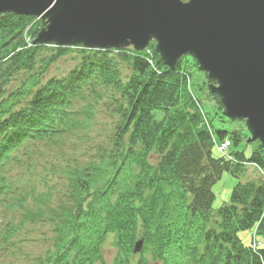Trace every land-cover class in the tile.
Instances as JSON below:
<instances>
[{
	"label": "trees",
	"instance_id": "1",
	"mask_svg": "<svg viewBox=\"0 0 264 264\" xmlns=\"http://www.w3.org/2000/svg\"><path fill=\"white\" fill-rule=\"evenodd\" d=\"M40 25L31 16L0 17V172L6 171L0 182L11 168L23 169L24 159L33 164L28 154L41 152L39 145L61 148L63 137L76 134L78 125L63 100L82 83L93 93L105 90L118 119L110 150H101V165L71 169L69 202L57 215L67 217L59 223L58 239L68 249L66 264H95L107 233L118 238L122 264L129 263L138 237L146 239L147 252L177 251L187 264H264V248L256 251L239 237L257 224L264 241V183L240 180L245 162L264 170L263 151L249 160L236 150L229 160L213 156L215 140L223 142L229 133L214 124L224 120L222 105L205 87L206 78L195 76L194 60L181 59L171 70L153 50L124 49L114 56L79 49L87 62L58 79L49 69L70 50L30 45L28 37L33 41ZM9 81L14 91L5 87ZM27 94V107L18 109ZM205 97L215 105H205ZM63 113L59 131L50 120ZM43 123L42 130L29 132ZM231 139L238 146L239 131ZM224 172L239 181L229 204L214 211L212 187Z\"/></svg>",
	"mask_w": 264,
	"mask_h": 264
},
{
	"label": "water",
	"instance_id": "2",
	"mask_svg": "<svg viewBox=\"0 0 264 264\" xmlns=\"http://www.w3.org/2000/svg\"><path fill=\"white\" fill-rule=\"evenodd\" d=\"M47 18L36 42L143 49L174 65L193 54L231 119L264 145V0H0V13Z\"/></svg>",
	"mask_w": 264,
	"mask_h": 264
},
{
	"label": "rangeland",
	"instance_id": "3",
	"mask_svg": "<svg viewBox=\"0 0 264 264\" xmlns=\"http://www.w3.org/2000/svg\"><path fill=\"white\" fill-rule=\"evenodd\" d=\"M78 55L74 52H70L67 56L62 57L58 59L51 67L49 70V76L51 75H57L59 77L63 76L64 74L67 73L73 67L76 62H77ZM125 72V71H124ZM11 85L9 84V87ZM205 104L207 106H214L215 102L210 99L209 97H205L204 100ZM95 115L92 117L91 115V121L86 122L84 124V129L83 133L85 134L86 137L83 138V136L79 135L77 137L79 142V146H72L71 149L73 151V154H71L70 150V144L69 147L66 146V151L70 154V156H80L83 159V156H86L88 158L90 155H93L97 152L98 145L100 144H106L108 140H105L108 138V135L111 132V127L114 125V121H118V119L110 116L109 110H107V107H104L101 102L97 103L95 101ZM112 117V119H111ZM118 123V122H117ZM216 127L224 130L231 131L235 128H238V124L235 122H217ZM240 129H246L243 131V141L238 145L237 147H234V144L231 145L229 152L233 150H246L247 154L250 156L254 150L255 147H257V143H248V130H247V125L242 124L240 126ZM82 140V142H81ZM105 141V142H104ZM53 154V153H52ZM85 154V155H83ZM100 156V153L98 151L97 153ZM57 157L53 156L54 161H58L59 163L62 162V160H66V162L69 160V157L66 153H64V156L60 152H57ZM214 155L219 157L222 156V153L219 152L218 147L214 148ZM67 158V159H66ZM97 163H99L97 161ZM262 177V181L264 182V174L261 172H258L254 167H249L247 169V173L244 177H242L241 180L243 181H249L253 180L256 178ZM239 179L232 174L225 172L223 173L222 177L220 180L217 181V183L214 185V192L216 194V200L214 202V208H220L226 203L230 202L231 198V193L236 185L237 181ZM55 199V198H54ZM47 207L49 205L47 204ZM253 229H249L247 231H243L239 233L240 238L243 240L245 244H249L250 238L253 237ZM259 238H261L259 236ZM116 250L115 247L109 243H107L105 249H104V254L106 259L108 260L109 263L113 262L112 260L114 259Z\"/></svg>",
	"mask_w": 264,
	"mask_h": 264
}]
</instances>
